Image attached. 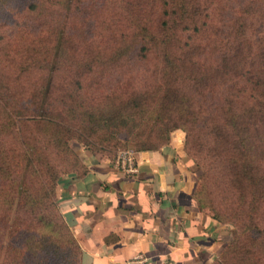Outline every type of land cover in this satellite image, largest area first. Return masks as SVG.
I'll use <instances>...</instances> for the list:
<instances>
[{"label":"rangeland","instance_id":"obj_1","mask_svg":"<svg viewBox=\"0 0 264 264\" xmlns=\"http://www.w3.org/2000/svg\"><path fill=\"white\" fill-rule=\"evenodd\" d=\"M191 2L192 18L188 27L179 32L180 42L174 52L190 77L176 82L170 79V84L194 98L195 105L203 107L201 111L209 126L213 125L212 111L224 96L232 97L234 109L240 107L241 100L234 96L244 95L251 103L258 99L263 122L264 1ZM242 9L245 12L240 14ZM160 12L159 0H0V119L6 116L4 111L7 110L33 109L39 104L36 95L44 93L47 86L52 91L53 107L59 105L61 94L75 89L86 98L92 94L96 97L118 95L156 87L161 82L162 64L152 52L141 56L139 45L116 63L93 65L78 74L67 67L57 72L49 67L42 70L30 60L39 52L53 58L59 34L64 36V51L73 59L88 62L97 56L109 57L124 41L131 42L132 18H138L150 30H157ZM240 28H243V35L239 34ZM241 57H247L252 65L236 74L239 68L235 65ZM65 59L63 54L61 60ZM220 63H232V73L226 74L222 68H216ZM255 80L262 82V87H257ZM258 93H262V99L257 97ZM255 120L258 118L250 121ZM30 129L31 135H27L37 145V127ZM12 131V135L0 131V145L8 154L17 149L14 155L20 161L19 138ZM198 133L204 145L199 159L214 163L213 169L205 174L206 194L214 208L222 215L233 211L248 212L264 235V145L250 174V181L257 185L252 186L241 174V161L236 151H231L230 156L221 154L216 156L218 158H210L211 154L220 153L216 142L211 136ZM69 146L81 160L78 152L81 148L87 149L77 140H71ZM125 148L135 150L132 144H121L116 151ZM187 157L194 165V153ZM54 160L57 161L56 156ZM17 161L12 178L17 181L18 193L24 185L32 193L41 191L40 173ZM7 185L9 182L0 178V200ZM19 196L20 193L15 197L19 199ZM203 211L213 214L207 206ZM219 224L223 227L225 246L237 238L239 229L233 222ZM58 226L59 216L53 203H44L35 209L19 201L11 207L0 204V264H76L75 250L58 234ZM216 259L211 264H218ZM253 262L264 264V257L260 262ZM225 264L238 262L227 260Z\"/></svg>","mask_w":264,"mask_h":264},{"label":"trees","instance_id":"obj_2","mask_svg":"<svg viewBox=\"0 0 264 264\" xmlns=\"http://www.w3.org/2000/svg\"><path fill=\"white\" fill-rule=\"evenodd\" d=\"M159 5L161 12L157 30H150L138 18H132L131 42L124 41L109 57L97 56L88 62L73 59L64 51L62 34L57 35V51L53 58L43 52L32 57L30 62L33 60L34 66L37 65L42 70L49 67V70L57 72L60 68L67 67L78 74L93 65L107 66L116 63L139 45L141 56L152 52L162 64L161 82L149 90H133L99 97L91 93V97L83 98L80 91L75 89L61 94L57 107H53L52 91L47 86L44 93L36 95L39 104L34 105L30 111H4L6 116L0 119V131L10 135L13 134L12 129L15 131L14 136L19 138L22 154L20 161H17L14 155L17 149L8 154L0 145V178L9 182L0 204L11 207L14 202L19 201L30 209L41 208L44 203L56 205L60 221L58 234L71 243L75 250L76 264H80V248L58 209L56 194V187L62 178L61 173L65 176L73 173L82 175L86 172L82 161L71 150L70 141L77 140L91 153L114 159L118 151L116 149L121 144H132L135 152L157 151L169 144L172 132L181 130L185 134L184 152L186 155L194 153L195 156V164L191 163V170L197 178L193 192L195 203L200 210L209 207L213 213L212 218L218 223L233 222L239 229L237 238L224 246L215 262L225 264L227 260H236L238 264H256L253 261L260 262L262 256L264 257L262 229L248 212L233 211L222 215L214 208L213 201L206 194L205 175L213 169L214 163L199 159L204 145L198 132L211 136L216 142L220 153L211 154L210 158L221 154L230 156L231 151H236L241 161V174L255 186L256 184L250 181V174L257 154L262 151L264 145V121L262 122L261 109H258L261 107L260 102L256 99L251 103L244 95L234 96L241 99L240 107L234 109L230 100L232 97L224 96L218 100L212 111L213 125H207L208 120L201 111L203 107L195 105L194 98L180 92L176 85L173 87L169 82L170 79L176 82L185 80L186 76L190 77L174 52L180 42L179 32L188 27L192 18V2L159 0ZM244 12L242 9L240 14ZM242 29L240 28V35H243ZM63 54L66 57L64 61L61 60ZM231 64L220 63L216 68H222L224 73L230 74ZM247 65L252 63H248L247 57H241L235 65L239 68L236 74H241L240 70ZM255 85L262 87V82L255 80ZM257 97L262 99V93H258ZM3 109L5 110V107ZM253 118L258 120L251 122ZM32 126L37 127V145L32 143L33 138L29 136ZM15 161L19 164L23 162L29 170L40 173L41 191L32 193L29 187L24 185L20 187L19 192L22 197H15L19 194V187L15 186L17 181L12 178Z\"/></svg>","mask_w":264,"mask_h":264},{"label":"crops","instance_id":"obj_3","mask_svg":"<svg viewBox=\"0 0 264 264\" xmlns=\"http://www.w3.org/2000/svg\"><path fill=\"white\" fill-rule=\"evenodd\" d=\"M176 130L157 151L136 152L128 176L111 157L78 152L86 169L57 187L58 209L79 248L80 264H211L224 246L223 227L193 199L196 178Z\"/></svg>","mask_w":264,"mask_h":264},{"label":"built area","instance_id":"obj_4","mask_svg":"<svg viewBox=\"0 0 264 264\" xmlns=\"http://www.w3.org/2000/svg\"><path fill=\"white\" fill-rule=\"evenodd\" d=\"M113 164L128 176H134L138 173L136 152L132 149L125 148L119 150L114 157ZM125 264H149V261L147 257L139 254L127 260Z\"/></svg>","mask_w":264,"mask_h":264}]
</instances>
